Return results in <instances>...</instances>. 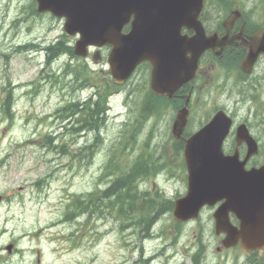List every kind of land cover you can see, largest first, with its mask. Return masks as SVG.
I'll list each match as a JSON object with an SVG mask.
<instances>
[{
    "label": "rangeland",
    "instance_id": "rangeland-1",
    "mask_svg": "<svg viewBox=\"0 0 264 264\" xmlns=\"http://www.w3.org/2000/svg\"><path fill=\"white\" fill-rule=\"evenodd\" d=\"M33 1L0 0V196L7 198L0 201V264H143L142 258L152 255L160 257L150 264H194L192 256L202 244L206 247L200 264H246V254L240 249L217 251L221 238L214 232V210L210 209L179 228L172 214L165 213L153 227L161 233L156 241L141 240L133 235L135 228L131 227L123 233L116 217L99 204L101 201L96 203L101 213L89 215L78 209L76 217L66 221L77 198L94 193L99 197L110 180L127 170L143 152L154 160L164 156L157 164L168 166L162 165L160 173L141 183L140 193L148 191L155 198L160 194L165 200L180 198L187 191V173L168 139L175 116L168 112L154 139L150 136L153 120L146 121L133 151L113 165L114 175H108L106 166L112 156L120 153L125 138L122 129L126 116L120 107L124 92L112 98V109L109 116L105 115V123L96 127L98 132L61 133L64 119L55 113L71 99L83 101L91 90L72 91L75 84L71 77L54 84L44 79L48 74L61 75L67 60L64 56L47 68L42 49L64 33V22L50 15H34ZM75 40L72 38L71 43ZM29 44L39 47L36 51L18 49ZM87 64L98 79L107 77L106 58L95 65L91 56ZM207 76L200 79L192 96L188 127L192 132L202 128L219 108L238 110L241 117L247 114L248 101L235 105L239 96L232 93V83L223 86L221 81L213 82V72ZM145 78L146 73L138 70L133 80L141 86ZM7 92L16 99L13 119L1 111ZM135 115L140 120V109ZM72 122L68 128L76 132L77 124ZM48 134L57 137L50 148L46 145ZM91 144H96L93 152L86 150ZM138 203H143L142 197ZM11 243L17 250L9 254L5 247Z\"/></svg>",
    "mask_w": 264,
    "mask_h": 264
},
{
    "label": "water",
    "instance_id": "water-1",
    "mask_svg": "<svg viewBox=\"0 0 264 264\" xmlns=\"http://www.w3.org/2000/svg\"><path fill=\"white\" fill-rule=\"evenodd\" d=\"M163 1V0H162ZM174 14L194 0H169ZM191 2L187 4V2ZM38 11H50L58 17H66L65 30L69 35L80 33L74 53L85 57L88 46H112L109 65L113 79L125 82L141 62L152 65L151 91L172 98L175 92L189 82L197 69V61L204 50L211 47L210 40H200L198 45L180 40L175 35H163L158 31L169 21L159 13L166 6L161 0H37ZM134 14L132 31L123 34L122 29ZM185 18V15L183 16ZM183 18V19H184ZM180 17L174 16V22ZM184 45L188 49L179 48ZM216 45L214 42L212 46ZM222 48L227 41L221 44ZM248 54L242 68H251L264 53V34L245 43ZM161 48V49H160ZM214 49V48H213ZM182 52V53H181ZM187 54L190 57L187 58ZM99 53L94 56L95 62ZM156 59H159L158 66ZM189 95L185 106L179 110L173 135L182 139L189 117ZM231 127V119L220 111L201 130L184 139L185 159L189 172L188 193L175 202L174 216L179 221L197 217L204 205L213 206L223 201L214 214L216 233H225V247L241 246L245 250L264 247V167L246 171L244 163L236 157L223 154V141ZM249 200L253 206L248 210ZM260 209L262 214L260 216ZM234 212L240 227H234L229 214ZM12 250V246L8 247Z\"/></svg>",
    "mask_w": 264,
    "mask_h": 264
},
{
    "label": "flooded vegetation",
    "instance_id": "flooded-vegetation-1",
    "mask_svg": "<svg viewBox=\"0 0 264 264\" xmlns=\"http://www.w3.org/2000/svg\"><path fill=\"white\" fill-rule=\"evenodd\" d=\"M235 9H237V17L233 18V24H225V19L229 17ZM200 18L204 24L207 22L208 26L211 27L209 28L211 31L214 30L212 32H218L220 35H228L234 38L231 41L233 44L227 47L224 53L225 56H222L223 58L220 62L223 63L224 69L229 70L228 74H231L233 80L232 93L234 92L239 96L235 103L236 107L248 101V109L245 117L239 116L238 110H232L229 113V116L233 120V127L224 143L225 154L233 155L237 152L241 161L247 159L246 168L248 170L260 168L264 165V57L261 62L259 61L252 74L248 75L241 73L237 69L236 63H239L242 55L244 54L245 57L246 53L243 47L235 44H238L236 38L240 36V34L241 36H253L264 31V0H214L210 9L207 12L205 10ZM211 31L208 30L209 33ZM181 33L183 35L194 34L193 32L187 31V29H182ZM205 76L206 74L199 70L197 78L194 80L193 92L195 88L197 89L196 82H200V77L203 78ZM133 82L134 81L131 80L123 86V88L129 90L127 98L120 104L126 116V121L123 123V130L126 128L125 126L127 124L130 125L131 122H134L133 114L139 106L141 98L149 97V93H145L143 96L132 90V88H135ZM198 88L200 89L201 87ZM184 94L185 92L181 90L174 100H183ZM152 97L155 102H159V100L164 102L161 105H163L165 109L161 110V115L169 110H173V102H165V97H160V99H158L156 95ZM153 119L155 121L157 120L156 114H153ZM158 124L157 122V125L152 131L151 137L153 139L158 133ZM241 124L246 125L249 133L253 137L251 143L249 139H245V137L239 135V126ZM171 136L172 135H170L168 139L174 144ZM176 146L179 147V144L177 143ZM253 147L257 148V154L252 153L249 155V150ZM179 149L181 148L179 147ZM232 220L235 225H239L236 216L233 215ZM246 256V264H264V247L259 251L246 253Z\"/></svg>",
    "mask_w": 264,
    "mask_h": 264
},
{
    "label": "trees",
    "instance_id": "trees-1",
    "mask_svg": "<svg viewBox=\"0 0 264 264\" xmlns=\"http://www.w3.org/2000/svg\"><path fill=\"white\" fill-rule=\"evenodd\" d=\"M62 54H67L70 58H74L73 49L68 46L67 42L59 41L58 43L52 44V46L46 48V64H51ZM67 73H74L73 76H75V80L77 83H83L84 85L89 86L93 85L90 82L91 76L86 72L85 66H75ZM106 88L107 90L105 91L104 95L101 96V98L99 94L100 101L95 104L94 108L89 104L86 105V107L91 111L90 115H88V117H91V119L87 123H89V125L93 127V129H96V127L99 126L100 123L102 124L103 119L105 120L104 111L106 108L108 97L112 92L113 87L107 84ZM12 101L13 97L9 93L8 96H6L5 102L2 107V111L8 116H11L10 106L12 104ZM83 105L85 104H69L62 109V112L64 114V111H70L71 108H74L71 115H80L85 111ZM87 120L88 119H84L82 121L83 125H85ZM78 132H81V129L77 128L76 133ZM46 139L48 141L52 140V138L49 136ZM91 149L92 148H89V150ZM112 167L113 164L109 163V176L114 175V172H111ZM153 169L154 166L148 164L145 161H141L135 164L130 172L126 171L121 174H116L115 177L110 180L108 186L101 191L99 197H95L96 194L94 193L92 195L89 194L85 199L77 198L76 201L72 204L73 211L68 212V214L66 215V219L68 221L72 220L75 216V211L78 209L82 210V207L85 206L86 203L88 205L91 204L95 207L94 212L97 211L96 203L98 201H101V203L99 204H104L108 208H110L109 213L111 215H115L116 218H120V220L123 221L129 220L128 222L130 223V226L135 225L137 227H140L142 231L146 233V236H149L153 224L161 217L162 214H164L166 211H171L173 208V202L160 200V198H162L161 195H158L156 198H145L148 194L142 193L141 195L143 197V203L146 204V206L144 207L142 205L138 209L137 200L140 198V196L136 194L135 190L138 188L137 186L140 182H142L143 178L149 176L152 173L154 174V172L151 171ZM114 206L118 208L116 209V212L113 211L115 209ZM137 211H140V213L139 217L135 219V214ZM129 225L125 224L123 225V227L126 228ZM144 263L146 264V262Z\"/></svg>",
    "mask_w": 264,
    "mask_h": 264
},
{
    "label": "bare ground",
    "instance_id": "bare-ground-1",
    "mask_svg": "<svg viewBox=\"0 0 264 264\" xmlns=\"http://www.w3.org/2000/svg\"><path fill=\"white\" fill-rule=\"evenodd\" d=\"M67 121H66V124H67V127H69V125H71V124H73V120H75V123L77 124V116H76V114L75 115H70L69 117H67V119H66ZM105 123V120L103 119L102 120V125ZM92 145V144H91ZM168 204V203H167ZM169 205V204H168Z\"/></svg>",
    "mask_w": 264,
    "mask_h": 264
}]
</instances>
